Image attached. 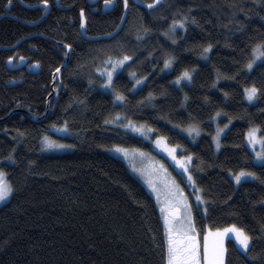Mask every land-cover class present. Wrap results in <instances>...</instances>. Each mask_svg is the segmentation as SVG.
Wrapping results in <instances>:
<instances>
[{
  "label": "trees",
  "instance_id": "16d2710c",
  "mask_svg": "<svg viewBox=\"0 0 264 264\" xmlns=\"http://www.w3.org/2000/svg\"><path fill=\"white\" fill-rule=\"evenodd\" d=\"M90 1L49 0L40 20L42 0H0V169L13 187L0 206V264H166L153 197L108 151L119 145L153 152L151 139L119 125L129 121L192 156L190 171L204 197V208L192 202L200 236L235 224L251 237L246 252L226 240L225 264H264V163L255 164L245 144L251 126L264 136V62L245 67L252 47L264 41V0H159L152 8V0H128L127 8L112 0L106 13L105 0ZM81 9L91 40L81 35ZM180 20L184 26L171 31ZM68 45V64L55 75L43 116ZM124 55L132 59L113 77L125 96L117 101L97 68ZM185 69L190 82L173 83ZM253 84L251 104L244 88ZM217 113L218 123L230 126L215 151ZM62 125L73 149L44 153L42 138ZM189 126L199 135L187 134ZM241 169L255 175L235 185L229 172Z\"/></svg>",
  "mask_w": 264,
  "mask_h": 264
},
{
  "label": "snow or ice",
  "instance_id": "6c2138e0",
  "mask_svg": "<svg viewBox=\"0 0 264 264\" xmlns=\"http://www.w3.org/2000/svg\"><path fill=\"white\" fill-rule=\"evenodd\" d=\"M12 0H8V3L11 4ZM49 0H42V3L47 5ZM159 0H152V3H149L148 8H152L153 5L157 4ZM112 3V0H105V5ZM125 8L128 6V0H123ZM81 16L83 17V9H81ZM194 22V21H193ZM179 24L181 27L184 26L183 20L173 21V24L170 28L171 31H175L176 25ZM83 26V22H82ZM145 32L147 29L144 30ZM139 38V37H138ZM71 48V45H68ZM211 49L209 44L207 48L204 49L205 53ZM12 58L9 57V60ZM132 57L124 55L115 60L112 57H108L104 61L105 67L97 68V72L101 74L102 77H106L104 80V86L113 88L114 97L118 101H123L125 96L123 93H117L113 87V75L118 68L123 66L126 61L131 60ZM174 57L169 56L164 60V69L170 68ZM264 62V41H261L255 44L252 47L251 58L248 60L245 67L249 70L253 68L257 61ZM110 65V67L108 66ZM163 70V69H161ZM59 71V69H57ZM130 75L135 78L136 73L132 72ZM191 79V72L188 69H185L176 77V83L179 84L181 79ZM141 79L136 80V84L133 85V88L136 85L141 84ZM244 92L249 101L253 100L258 92L257 87L253 84L251 87H246ZM151 96V94H149ZM120 114H117V117ZM219 115V113H217ZM115 119V118H114ZM107 122V121H106ZM124 127H130L133 131L140 132L142 135H149L152 133L151 127H136L132 121H129ZM227 127V125H225ZM189 135L195 133L199 135V128L194 126H189L187 129ZM223 129L217 128V135L214 139L217 142V148H219V134ZM260 131L259 127H251L246 133L247 141L249 144L255 147L256 144L260 145V151L256 152V157L264 161V136H258L257 133ZM165 137L158 136L156 138V143L158 146L163 147V149L168 153L169 156L176 162V164L183 169L184 172H187V180L193 186L195 191H202L196 187V180L191 171H189V165L192 161V156H183L178 157L176 155V146H169L167 144H162ZM12 157L10 156L9 159ZM255 173L241 169L238 173L234 174V179L237 183H240L242 179H245L248 176H254ZM6 174L3 170H0V201L7 199L13 192V187L10 182L6 179ZM151 186V185H150ZM176 187V192L173 196H170L169 203L162 207V211H167V214L164 216L165 221V232H166V264H225V237L232 233L236 243L240 245L243 249L247 250L250 247L251 237L248 233L242 228L238 227L235 224L231 225L228 228L224 229H215L214 231L209 228L206 232L203 233V242L201 244L200 233L196 229L195 219L192 214V204L189 203L187 196L184 195L183 189L178 185ZM153 190L156 191L153 186ZM195 200L197 202H203L204 197L202 195H195ZM206 210V209H205Z\"/></svg>",
  "mask_w": 264,
  "mask_h": 264
},
{
  "label": "rangeland",
  "instance_id": "374dc122",
  "mask_svg": "<svg viewBox=\"0 0 264 264\" xmlns=\"http://www.w3.org/2000/svg\"><path fill=\"white\" fill-rule=\"evenodd\" d=\"M96 1H98V0H96ZM20 62H21V64H23L24 60H21ZM259 62H261V61L258 60L256 62V64ZM28 68L31 70H36L37 65L36 64L29 65ZM120 68L117 69V71L114 73L113 77L120 70ZM168 69L169 68L164 69V70H168ZM246 70L250 71L247 68H246ZM105 79H106V77H105ZM142 82H143V80H142ZM142 82H141V84L136 85V87L133 88V90H136L138 87H140L142 85ZM180 82L189 83L190 80L184 78V79H181ZM173 83H176V79L173 81ZM103 89L107 90L109 92H112V88L105 87L104 84H103ZM244 98H245L246 102L252 104L256 101L257 96L253 100L249 101L247 99L245 92H244ZM218 117H219V115H215L211 119V121L215 124V131L212 135V144H213V148L215 151H218L220 149L221 138L230 126V123H228V122L220 125L218 123ZM132 122L136 127H141V126L147 127L143 123L136 122V121H132ZM127 123L128 122L119 123V125L122 128H124V129H126L132 133H135L139 136H142L145 139H151V142L153 145L152 146L153 152L146 150V149H142V148L123 147V146H119V145L111 146L108 149V151L112 155L122 159L127 164V167L130 170V172H132L133 175H135L141 181V183L144 185V187L151 194V196L153 197V199L157 205L159 213L161 215V220H162L164 229H165L164 216L167 214V211H166V208H165V210L162 211V207H165L169 203L170 196H173L175 194L176 187L174 185H178L181 189H183V193L185 196H187L189 203L192 204V202H193L194 204L199 205V206L204 208V201L203 202H197L195 200V195H200V193L195 191L193 186L187 180L188 173L184 172L183 169H181L176 164V162L172 159L171 156L168 155V153L163 149V147L157 145L156 138L158 136H153L152 135L153 132L147 136L142 135L140 132L133 131L132 128H130V127H124V125ZM225 125H227V127H225ZM218 127L223 129V131L220 132V134H219V148H217V142L214 139V137L217 135V128ZM251 127H257V126H251ZM251 127H249V128H251ZM249 128H248V130H249ZM247 131H246V133H247ZM51 132L53 133V135H45L41 140V149L44 153H46V154H61L64 152L71 151L73 149V147L69 143H67L66 140H64L65 137L70 135V132L67 130V128L64 125L59 126V127H53ZM186 133L189 134L188 132H186ZM246 133H245V144L249 148V150L251 151V153L253 155V162L255 164L264 163V161H261L256 157V152L260 151V145L256 144L255 147H253V145L249 144L247 141ZM192 135L195 136V133H192ZM257 135L261 136L259 132L257 133ZM160 137H163V136H160ZM162 144H167L169 146H176V155L178 157L190 155V154L180 153V151H181L180 147L177 145L169 144L166 141V139L164 141H162ZM11 161H12V159H9V158L4 160V162H11ZM190 168H191V163L189 165V171H190ZM238 172H236V173H238ZM175 173H177L181 177L177 176ZM234 174L235 173H233V172H229V177L232 179V181L234 182L235 185H238L239 183H237L234 179ZM250 179H252V176H248L245 179H242V181L250 180ZM180 181H183L186 189L182 186ZM153 186L155 187L156 191L153 190ZM9 198H10V196L5 200L0 201V206L3 203H5ZM230 226L231 225L223 227V228H219V229L228 228ZM212 230L214 231L215 229H212ZM165 236H166V232H165ZM198 238L200 239L201 244H202L203 235L199 236ZM228 239L233 240L237 249H239L240 251H243V252L247 251V250L243 249L242 247H240V245L238 243H236L232 233H229L225 237V241H224L225 247H226V240H228Z\"/></svg>",
  "mask_w": 264,
  "mask_h": 264
},
{
  "label": "water",
  "instance_id": "95a60500",
  "mask_svg": "<svg viewBox=\"0 0 264 264\" xmlns=\"http://www.w3.org/2000/svg\"><path fill=\"white\" fill-rule=\"evenodd\" d=\"M95 2H96V0H95V1H90V4H94ZM44 6H46V5H43V4H38V5H37V7H44ZM111 8H112V6H111L110 4L106 6L105 3H104V6H103V13H105L107 10H111ZM46 9H47V10H46L45 14L41 17L40 20L44 19V18L46 17V15L48 14L49 9H48L47 6H46ZM80 14H81V13H80ZM82 22H83V26H82ZM85 25H86V23H85V19H84V17H82V19H81V24H80V28L82 29L81 35H82L83 38H85V39H87V40H91L90 38H88V37L86 36V34H85V32H84ZM120 27H121V25H120L119 27H117V29L112 33V35L117 34V32L120 30ZM14 47H15V46H13V47H11V48H14ZM69 57H70V48H67V54H66V60H65V63H64L62 66H60V67L58 68L59 71L56 70V71L54 72V75H53V82H52V84H51L52 91H51V93H50V95H49V97H48L47 106L49 105V99H50V96H51L52 93H53V83H54V81H55V75H56L58 72H61V70L67 66L68 61H69ZM48 111H49V109H48V107H47L46 112H45V114H44L43 116H45V115L48 113ZM29 116L31 117V114H30V113H29ZM34 120H38V119H34Z\"/></svg>",
  "mask_w": 264,
  "mask_h": 264
},
{
  "label": "bare ground",
  "instance_id": "6f19581e",
  "mask_svg": "<svg viewBox=\"0 0 264 264\" xmlns=\"http://www.w3.org/2000/svg\"><path fill=\"white\" fill-rule=\"evenodd\" d=\"M97 2V1H96ZM51 91H52V88H51ZM53 91H54V83H53ZM53 94V93H52ZM52 96V95H51ZM50 96V97H51ZM49 97V96H48ZM48 107V109H49V105L47 106Z\"/></svg>",
  "mask_w": 264,
  "mask_h": 264
},
{
  "label": "flooded vegetation",
  "instance_id": "af4514ba",
  "mask_svg": "<svg viewBox=\"0 0 264 264\" xmlns=\"http://www.w3.org/2000/svg\"><path fill=\"white\" fill-rule=\"evenodd\" d=\"M102 12H103V10H102Z\"/></svg>",
  "mask_w": 264,
  "mask_h": 264
}]
</instances>
